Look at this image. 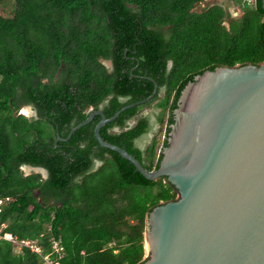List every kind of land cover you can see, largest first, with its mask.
Listing matches in <instances>:
<instances>
[{"label":"trees","instance_id":"1","mask_svg":"<svg viewBox=\"0 0 264 264\" xmlns=\"http://www.w3.org/2000/svg\"><path fill=\"white\" fill-rule=\"evenodd\" d=\"M202 1L5 2L12 8L0 14V264H41L27 248L15 252L4 235L39 239L43 253L60 240L61 264L143 261L147 214L173 200L175 187L165 176L146 179L102 147L94 136L100 115L65 138L100 105L109 118L150 96L156 83L152 98L125 108L99 133L157 169L184 86L205 70L264 61L261 0H231L237 18L220 4L196 11ZM154 101L164 134L142 149L136 140L150 123L141 110ZM23 104L37 118L18 114ZM23 165L44 169L46 178L24 175Z\"/></svg>","mask_w":264,"mask_h":264},{"label":"water","instance_id":"2","mask_svg":"<svg viewBox=\"0 0 264 264\" xmlns=\"http://www.w3.org/2000/svg\"><path fill=\"white\" fill-rule=\"evenodd\" d=\"M156 91L154 83L150 96L109 118L100 105L65 138L100 115L94 136L102 147L118 152L146 179L165 176L175 187L173 200L147 214L146 256L140 264H264V61L218 66L188 82L173 111L159 167L147 170L99 132ZM23 166L46 176L40 167Z\"/></svg>","mask_w":264,"mask_h":264},{"label":"rangeland","instance_id":"3","mask_svg":"<svg viewBox=\"0 0 264 264\" xmlns=\"http://www.w3.org/2000/svg\"><path fill=\"white\" fill-rule=\"evenodd\" d=\"M7 0H4L2 2H0V14L3 16H9L10 15V11L12 8V5L10 3H5ZM5 3V4H4ZM217 3H224V5H229L230 9L233 10L234 12H237L238 14L241 15V11H239L237 8V6H233L231 0H203L200 3H197L195 5V10L199 11L205 7H208L211 4H217ZM236 7V8H235ZM239 15V16H240ZM226 24V23H225ZM104 64L109 68L110 67V63L108 61H104ZM163 95V89L160 91L159 96ZM157 101H154L151 105L143 107V109L141 110V114L144 116H147L149 118V123H150V129L149 131L142 135L141 137H139L136 140V145L139 146L140 148H144L152 139V137L154 135H156L158 141H161L163 138V134H164V126H161L159 124V122L157 121V116L159 114V110L155 107ZM17 113H21L24 116L30 118L32 116H34V113L32 111V109H30L28 106H23L19 112ZM130 123L132 122L134 124L135 122V118L129 121ZM99 165V163L97 164ZM21 170L23 171L24 175H28L31 173H40L42 176H44L41 171H28V169L26 167H21ZM28 171V172H27ZM31 172V173H30ZM53 202L49 201L47 205H52ZM144 243V242H143ZM144 257L146 256V246L144 243ZM14 251L16 252V249H14Z\"/></svg>","mask_w":264,"mask_h":264},{"label":"built area","instance_id":"4","mask_svg":"<svg viewBox=\"0 0 264 264\" xmlns=\"http://www.w3.org/2000/svg\"><path fill=\"white\" fill-rule=\"evenodd\" d=\"M249 3H253V0H247ZM2 200H0V203ZM5 239H9L14 245L16 252H20L22 249L27 248L33 253H36L40 259L41 264H61L60 259L63 254V246L58 239H51V248L49 252L43 253V247L39 243V239H24L19 240L17 238L10 239L8 235L3 236Z\"/></svg>","mask_w":264,"mask_h":264},{"label":"flooded vegetation","instance_id":"5","mask_svg":"<svg viewBox=\"0 0 264 264\" xmlns=\"http://www.w3.org/2000/svg\"><path fill=\"white\" fill-rule=\"evenodd\" d=\"M247 1V0H246ZM254 1V0H253ZM232 2V1H231ZM247 3L248 4H252V3H249L248 1H247ZM217 4H220V5H222L225 9H226V12L229 14V16L232 18V17H235V18H237V17H239V15L240 14H238L237 12H234V9L233 10H231L230 9V7H229V5H224V3H217ZM211 5H213V4H211ZM210 6V5H209ZM233 6H235V5H233ZM238 7V6H237ZM236 8V7H235ZM239 11H241L240 10V8L238 7L237 8ZM226 23V22H225ZM227 24V23H226ZM23 106H28L30 109H32V111H33V113H34V116H32L34 119L35 118H37V111H36V109L35 108H33V106L32 105H29V104H23V105H21V106H19V108L17 109V112H19L20 111V109L23 107ZM18 114H21V113H18ZM98 164V162L96 161V166H98L97 165ZM46 176H47V172H46ZM46 176H42L43 178H46ZM52 202H53V204L55 203L53 200H52ZM56 204H58L57 202H56Z\"/></svg>","mask_w":264,"mask_h":264}]
</instances>
